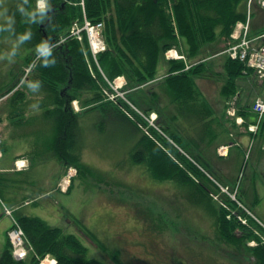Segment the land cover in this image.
Wrapping results in <instances>:
<instances>
[{
  "label": "trees",
  "instance_id": "obj_1",
  "mask_svg": "<svg viewBox=\"0 0 264 264\" xmlns=\"http://www.w3.org/2000/svg\"><path fill=\"white\" fill-rule=\"evenodd\" d=\"M47 2L49 7L40 11L37 10L36 0H16L9 9L10 23H0V39L6 36L18 39L35 49L26 58L30 63L38 57L25 85L45 92L41 106L47 118L54 123L55 138L47 143L50 151L66 167H76L79 175L90 172V166L83 161L80 113L74 110L72 102L77 99L83 107L93 106L92 109L102 106L106 116L108 114L119 122L125 121L129 135L137 136L136 128L140 131L141 137L131 150L134 162L145 164L151 176L159 181L172 180L190 188V198L197 200L194 202L216 218L218 238L235 250L247 251L254 257L253 264H264V243L258 246L247 244L249 239L256 237L254 225L262 226L249 215H246L249 225L243 224L227 207L230 204L233 208L238 207L231 199L223 201L227 206L219 205L212 197L214 189L210 187V184L217 186V182L205 173L207 171L223 185L229 184L226 177L214 173L208 156V148L218 137L215 125L223 127L226 123L223 122L224 113L217 114L213 103L203 95L196 82L198 75L210 69L209 63L202 61L186 69L184 60L170 59L168 75L155 85L161 92L143 87L157 76L159 63L170 48L181 50L184 45L185 54L192 58L201 53L205 44L214 42L219 36L229 38L235 24L246 19L247 0H85L87 16L94 21H105L107 49L98 55L103 70L111 80L124 75L131 100L147 112H158L159 126L189 155L187 157L181 148L166 140L173 154L186 167L174 161L140 130L117 103L104 100L106 81L99 72L97 78L91 74L84 52L86 41L67 37L71 23L83 18L81 0ZM263 12L264 9H261ZM42 24L46 27H41ZM261 32H264L262 25L253 27L252 35ZM62 39L65 41L58 44ZM45 41L50 48L47 54L40 47ZM252 73L254 71L246 62L228 57L222 96L226 99L236 96L240 79ZM12 82L3 87L5 94L18 86ZM26 97L27 93L17 88L11 98L19 105L21 102L17 100H25ZM238 110L237 113L245 117L241 126L247 128L250 122L255 121L249 119L248 111L243 108ZM230 119L232 128L239 126L235 117ZM258 132H264V121ZM193 159L205 171L191 161ZM72 187L74 184L69 191ZM15 218L25 230L33 250L26 259L18 260L13 256L7 240L0 264H39L40 259L48 254L56 258V264H106L101 259L86 257L87 247L76 234L65 233L62 227L50 225L40 216L16 214ZM82 231L93 242L96 241L91 230ZM111 253L115 263L120 264L119 258L123 263L119 249Z\"/></svg>",
  "mask_w": 264,
  "mask_h": 264
},
{
  "label": "rangeland",
  "instance_id": "obj_2",
  "mask_svg": "<svg viewBox=\"0 0 264 264\" xmlns=\"http://www.w3.org/2000/svg\"><path fill=\"white\" fill-rule=\"evenodd\" d=\"M15 1L0 0V7L7 8V15L0 17L1 24L10 23L9 17H11V13L9 9ZM261 9L264 8L255 2L253 9L254 28L261 25L264 27V12L261 13ZM87 18L89 19L88 16ZM85 19V13L83 18L75 19L69 27L67 37L71 36L85 42V39H87L85 35H82V38H80L79 35L72 33L76 23L80 27ZM102 21L104 22L102 37L106 40L105 21ZM86 43L87 46H85L84 50L85 57L87 63L88 60L91 61V65H88V67L96 75V77H93L97 78L98 72L101 73L100 68L104 73L105 71L99 61V54L94 57L90 52L88 40H86ZM215 49L205 50V48H202L201 52L209 54ZM34 51V48L23 44L18 39L7 36L0 39V126H6L7 123L11 124V121L13 122L15 119L14 117L17 119L22 116L19 121H29L30 126L27 125V127L21 128L26 131L37 128L41 144L36 133L34 138L31 136V139L33 141L35 139V142H38L47 151V155H49L50 149L47 143L50 140L52 126L54 132V123L47 118L46 114H44V107L41 106L45 92L39 88L27 87L25 85L37 64L38 57H35L30 63L26 61V58L34 53ZM181 51L184 54L186 53V49L181 48ZM186 58L190 64L193 62L192 58ZM163 59L168 62L169 59H167L166 53ZM223 64L224 62L220 57L210 61V69L204 71L202 75H198L196 82L202 93L204 91L203 95L215 105L218 113H220L219 115L224 113L223 122H226L224 123L225 128L231 130L233 123L226 109L229 101H237V96L226 99L221 94V89L226 80ZM105 75L108 80H111L106 73ZM106 78L104 77L107 84ZM125 79L127 80L126 77ZM10 81H13L12 84L22 83L18 88L27 93L25 100H17L18 103L21 102L19 106L23 105L20 108L22 114L18 109H15L14 104L16 100L11 98L12 95H7L3 92V87ZM155 85V83L144 84L143 87L145 90L153 89L161 92L159 87ZM257 89L260 91V88L257 87ZM247 95L248 92H245L243 99L250 100L252 105L258 94L254 93L252 97ZM130 101L135 104L132 100ZM79 104L82 106L81 102ZM79 104L77 103L78 106ZM222 104H224V110L223 112H219ZM127 106L133 109L135 114L134 123L138 127L140 122L145 121L161 130L163 135L157 130V133L155 132L153 135L162 137L160 140L165 142L172 153L174 151L167 145L166 140H170L171 143L180 148L159 126L157 121L155 123L153 118L147 120L130 103ZM92 107H84L82 112L84 114H80V119L84 125V127L82 125L81 129V143L84 147L83 161L90 166L91 171L79 175L76 167L69 166L66 167L65 174L56 180L58 189L59 183L65 177L66 180L69 178L68 171L75 170L74 173L76 174L73 177L75 182L72 180L71 184H74L78 204L71 211V219H68L70 215L67 219L65 218L62 226L65 233L73 232L87 247L84 253L86 257L101 259L106 264H117L111 252L114 249H119L124 264H253L254 257L247 251L235 250L234 247L223 243L218 238L216 218L210 215L203 206L194 202L197 200H194L193 197L192 199L190 198V188L178 185L172 180L159 181L151 176V171L145 164L134 162L131 155V150L134 146H130L129 142L118 144L121 132L118 124L112 118H108L105 115V112L101 108L102 106L96 109H92ZM137 107L147 115L151 112H147L139 106ZM136 116L141 119H138ZM227 121L230 123L227 124ZM45 122L46 125L44 126ZM3 131L4 129H1V132L4 134ZM164 135L169 137V139ZM129 140L130 138L127 137L126 141ZM124 148L125 152L123 151ZM208 153L211 154L210 150ZM172 159L181 166L186 167V164L179 162L177 159ZM193 160L195 164H199L195 159ZM45 172V175L51 176L49 167L46 168ZM246 172L247 170L244 175H246ZM210 187L214 189V191L212 190V197L215 200L217 199L216 201L219 205L223 201L226 202L225 200L227 199H231L237 206L241 202L243 207L239 206L241 209L251 210L257 217V214L242 197L241 187L237 191L238 187H234L230 192L226 187L219 185L210 184ZM210 187L208 186V189H211ZM214 195H216V198ZM234 196L240 201H235ZM228 203L230 204V202ZM230 205L227 207H230L232 211L238 210L237 207L233 208ZM252 219L255 220L254 218ZM66 220H71L72 223L69 224L68 221L66 223ZM254 227L264 235L263 226L261 227L263 229L255 225ZM82 229L86 232L91 230L94 233L96 243L89 239ZM254 233L255 238H260H257V242L261 243L260 235L256 231ZM140 235L155 238L153 240L155 243L154 251L155 254H158V256H155V259L140 260L138 262L135 258L132 244L135 241L131 243V240ZM250 240L253 241L254 239L248 240V246L251 244ZM49 259L52 260V258ZM119 263L123 264L120 258Z\"/></svg>",
  "mask_w": 264,
  "mask_h": 264
},
{
  "label": "crops",
  "instance_id": "obj_3",
  "mask_svg": "<svg viewBox=\"0 0 264 264\" xmlns=\"http://www.w3.org/2000/svg\"><path fill=\"white\" fill-rule=\"evenodd\" d=\"M225 46L226 38L219 36L213 43H207L203 47L205 50L216 48L214 51L209 54L201 52L192 58V60H206L209 63L220 57L224 62L223 70L225 74L227 55L222 53ZM182 49H186V46L183 45ZM169 67L170 65L167 60L161 59L158 67L159 76L166 74ZM239 83L240 87L236 95L237 106L248 111L250 113L249 119L253 121L256 117L252 111L251 102L248 99H243V95L245 92H248L247 96L251 97L254 93L259 95L263 88L262 81L257 75L250 74L240 79ZM257 87L260 88V91ZM14 107L21 112L20 108L23 105L14 104ZM215 110L219 115L220 113H218L216 107ZM223 110L224 104L219 108V112H223ZM20 117L17 119L14 117L15 119L13 122L11 121V124L7 123L6 126H0L2 130L4 129V134L2 133L4 136V156L0 159V256L6 247L7 232L13 224L12 216L5 213V207L11 208L13 215L40 216L50 225L63 228L62 225L65 218L67 219L70 215L68 219H71V211L78 204L74 187L66 193L57 189L58 183H56V180L65 173L66 166L51 151L47 155V151L40 145L41 140L37 128L31 131L21 128L27 127L30 123L25 120L19 121ZM107 117L110 118L108 114ZM114 121L121 129L120 142L118 144L129 142L130 146H135L141 137L140 131L135 127L138 135L132 136L130 132L129 135L126 132L125 121ZM45 125L46 122L44 123ZM215 126L219 131H217L218 137L212 146L208 148V151L210 150L211 152V154L208 153V156H210L211 167L214 173L220 177H226V181L229 184H232L239 176L244 160L245 147L254 138L252 156L247 167L246 176L241 185V194L248 206L264 221V132L254 135L245 126L241 125L235 126L231 130L225 128V125L222 127L221 124ZM128 127L133 128L132 125H128ZM35 133L39 138L40 144L35 142V139L34 141L31 139V136L34 138ZM127 137L130 138L129 141H126ZM54 138L52 126L50 140L48 141H52ZM235 141L239 144L235 143ZM219 147H224V150L228 148V154L218 155L217 149ZM123 151L125 152V148ZM18 159L26 161L28 166L23 169L17 168L15 162ZM47 166L50 168L51 176L45 175ZM67 221L69 224L72 223L71 220H66V223Z\"/></svg>",
  "mask_w": 264,
  "mask_h": 264
},
{
  "label": "built area",
  "instance_id": "obj_4",
  "mask_svg": "<svg viewBox=\"0 0 264 264\" xmlns=\"http://www.w3.org/2000/svg\"><path fill=\"white\" fill-rule=\"evenodd\" d=\"M253 0H250L252 2ZM262 5H264V0H258ZM102 30L103 23H93L92 21L86 19L85 23L80 27L76 23L73 28L72 33L75 35H79L82 38V34L84 31H87L88 37L90 39L92 48L94 53L105 48L102 39ZM250 32V16L246 22H240L235 27L231 37L232 39L229 41V46L227 48V52L234 59H240L242 61H246L249 66L255 68L261 77H264V34L258 35L256 37L251 38L249 36ZM172 51H170L171 54ZM179 57H183V55H179ZM125 80L122 78H118L114 82H110V85L113 91L106 90L109 98L117 99L118 97H125V92L122 89ZM254 109L259 113L260 118L264 116V94L259 97L255 103ZM155 116V115H154ZM255 126H252L251 129H254ZM2 139L0 137V147H1ZM2 155V151L0 148V156ZM246 221V219H244ZM11 240L14 244V253L16 257L22 258L25 256L26 251L24 248V231L18 225L10 232Z\"/></svg>",
  "mask_w": 264,
  "mask_h": 264
},
{
  "label": "flooded vegetation",
  "instance_id": "obj_5",
  "mask_svg": "<svg viewBox=\"0 0 264 264\" xmlns=\"http://www.w3.org/2000/svg\"><path fill=\"white\" fill-rule=\"evenodd\" d=\"M155 240L154 237H147L140 235L139 237L131 240V243L135 241L133 244L134 247V255L137 261L140 260H153L155 259V256H158V254H155V243L153 242ZM136 246V247H135ZM175 264V263H173Z\"/></svg>",
  "mask_w": 264,
  "mask_h": 264
},
{
  "label": "clouds",
  "instance_id": "obj_6",
  "mask_svg": "<svg viewBox=\"0 0 264 264\" xmlns=\"http://www.w3.org/2000/svg\"><path fill=\"white\" fill-rule=\"evenodd\" d=\"M47 7H49L47 0H37V10L43 11ZM21 10L23 11V9H21ZM6 15H7V8L6 7H0V17L6 16ZM9 19H11V17H9ZM40 47L45 54L50 52V48H49L48 43L46 41L42 42Z\"/></svg>",
  "mask_w": 264,
  "mask_h": 264
},
{
  "label": "water",
  "instance_id": "obj_7",
  "mask_svg": "<svg viewBox=\"0 0 264 264\" xmlns=\"http://www.w3.org/2000/svg\"><path fill=\"white\" fill-rule=\"evenodd\" d=\"M43 27V26H42Z\"/></svg>",
  "mask_w": 264,
  "mask_h": 264
}]
</instances>
